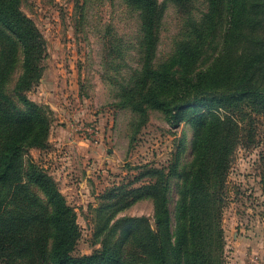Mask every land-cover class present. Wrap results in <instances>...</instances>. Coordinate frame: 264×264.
I'll return each instance as SVG.
<instances>
[{"label":"trees","instance_id":"obj_1","mask_svg":"<svg viewBox=\"0 0 264 264\" xmlns=\"http://www.w3.org/2000/svg\"><path fill=\"white\" fill-rule=\"evenodd\" d=\"M124 1L140 15L143 60L125 101L141 121L148 108H155L173 126L184 120L196 125L194 158L179 184L176 226L169 188L178 171L149 167L138 178L151 175L153 182L132 192L136 199L153 198L155 222L131 220L136 231L125 230L120 243L135 245L131 255L119 244L72 255L81 235L77 213L30 154L31 148L49 146L53 121L51 108L28 96L43 77L47 42L22 10V0H0V264H224L223 188L239 121L219 115L212 103L224 109L229 104L235 112L248 106L264 119V0H206L203 17H191L187 36L160 63L155 57L166 1ZM167 1L188 8L195 0ZM223 17L229 48L201 68L203 48ZM240 41L244 46L238 53L233 46Z\"/></svg>","mask_w":264,"mask_h":264},{"label":"rangeland","instance_id":"obj_2","mask_svg":"<svg viewBox=\"0 0 264 264\" xmlns=\"http://www.w3.org/2000/svg\"><path fill=\"white\" fill-rule=\"evenodd\" d=\"M160 1L167 7L159 27L158 63L187 36L191 17L201 18L208 10L206 0H195L188 8ZM21 5L47 42L43 77L28 96L53 111L49 146L31 148L30 154L77 213L81 235L72 255L117 244L131 255L135 245L120 244L125 230L136 231L131 220L155 222L153 198L136 199L132 192L154 177L138 176L149 167L177 169L169 188L174 229L179 184L194 158L196 125L184 120L173 126L155 108H148L141 121L125 101L143 60L140 15L124 0H22ZM227 24L223 17L203 48L201 68L229 48ZM243 46L240 41L233 50L240 53ZM212 104L219 115L239 121L223 188L224 264H264V119L248 106L235 112L229 104V109ZM35 191L45 202L43 193Z\"/></svg>","mask_w":264,"mask_h":264},{"label":"crops","instance_id":"obj_3","mask_svg":"<svg viewBox=\"0 0 264 264\" xmlns=\"http://www.w3.org/2000/svg\"><path fill=\"white\" fill-rule=\"evenodd\" d=\"M248 264H251L250 262H248Z\"/></svg>","mask_w":264,"mask_h":264}]
</instances>
